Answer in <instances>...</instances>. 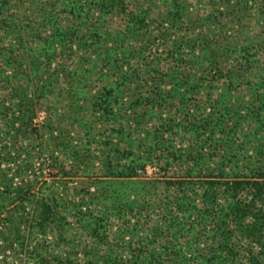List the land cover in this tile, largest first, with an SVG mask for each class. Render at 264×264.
<instances>
[{
  "label": "trees",
  "instance_id": "trees-1",
  "mask_svg": "<svg viewBox=\"0 0 264 264\" xmlns=\"http://www.w3.org/2000/svg\"><path fill=\"white\" fill-rule=\"evenodd\" d=\"M170 1L164 18L134 10L130 25L113 32L103 15L125 12L126 0H40L41 22L18 15L17 0H0L3 250H14L25 229L47 244L60 229L53 244L62 249L50 244L51 251L39 253L38 244H46L37 239L35 264H264V67H253L255 44L231 49L203 33L221 25L230 1L247 10L251 0H209L217 11L195 20L203 31L183 37L193 1ZM251 3L264 15V0ZM95 8L98 17L89 13ZM144 28L145 73L133 63L141 50L124 43ZM172 37L174 46L159 53L155 46ZM89 42L101 60L66 73L51 70L67 48ZM233 52L235 62L225 64ZM98 65L96 80L115 81L82 96ZM62 82L86 142L60 141V131L52 149H43L42 128L56 131L36 118ZM96 142L103 148L93 151ZM68 149L71 158L59 165L62 179L69 177L63 180L69 198L59 187L46 194L43 174L49 166L59 173L57 152ZM90 152L101 165L83 195H70L67 182ZM149 167L157 169L153 175Z\"/></svg>",
  "mask_w": 264,
  "mask_h": 264
},
{
  "label": "rangeland",
  "instance_id": "rangeland-1",
  "mask_svg": "<svg viewBox=\"0 0 264 264\" xmlns=\"http://www.w3.org/2000/svg\"><path fill=\"white\" fill-rule=\"evenodd\" d=\"M191 1H193V3L191 4L192 7L191 6L189 7L190 10L187 11V15H188V19H191V21L193 22L189 20L187 23L185 22L186 24L183 25L181 32H179L181 37H183L186 34L191 35V34H196V33L203 31L200 26L199 27L195 26V20H198L200 17H206V16H203V14L207 12L212 13L213 11L216 10L215 7L213 6V2H210L209 0H191ZM79 2L86 3V0H79ZM234 2L235 1H230L229 4L223 7L224 9H226V11H225V16L221 19V23H220L221 25L220 26L218 25V27H216L215 29H214L215 26H212L213 27L212 30H209V28H206V30H204L203 33L210 35V37L214 36L213 38L215 40L223 42L224 45L229 46V48L231 49L235 47L244 46L245 43L255 44L256 45L255 51H259V53L255 54L254 59H256L257 62L253 63V67L256 66L257 63L258 64L261 63V65H263L262 67H264V15L259 14L258 6H253V7L251 6L252 0L248 1V3L250 4H248L247 10H242L240 6H234L236 5L234 4ZM17 3L18 5L15 6L14 11H17L18 15H20L21 17H26V19H29V20L34 19V21H37V22L42 21L43 13H41L42 11L40 10V8L42 7L40 0H17ZM126 3H128L129 7L127 8L125 12L115 11L113 13H106L103 15L104 18L102 19L106 20L107 25H108L107 28L110 30L112 28L113 32L114 30L120 32L122 29L125 28L126 25H130V22H129L131 21L130 13L134 10L135 11H138L141 9L145 10L146 8L149 11L151 10V14L153 17L161 19L162 17L163 18L165 17L164 14H166L165 13L166 9L173 7V4L170 0L168 1L167 0H126ZM85 10L88 13V7H86ZM89 13L95 15L96 17L99 16V10H97L96 8L90 10ZM229 13H231V16H229ZM94 22L96 23V25H99L97 21H94ZM165 27H167V25H165ZM194 29H196V32L193 33ZM144 34H145V28L142 30L138 38L129 39L126 41L124 40L125 47H127V49L128 47L130 49L131 45H135L138 51L141 50V54L137 55L138 61H136L137 60L136 58L135 61H133V63L136 64L138 67H144L143 73H145V35ZM125 37L126 36H124L123 38L125 39ZM119 38L120 37L116 38V40L118 39V42H117L118 45H120L122 41V39L120 38L121 40H119ZM172 40H174L173 37L170 38V40H168V44H161L155 47H159L160 48L159 53H164L165 55L166 51H168V48L174 46V42ZM110 43L108 45H112V44L114 45V42H110ZM0 46H1V43H0ZM235 56H237L235 52L231 53L229 55L230 58L228 59V62L226 61L225 64H228L229 62L234 61ZM101 57L102 56H100V49H98L97 45L96 46L90 45V42L86 45L81 44L78 47L74 46V49L67 48L63 56L57 57V59H55L52 62L53 68L51 70H53L54 68L60 67L59 71L66 73L67 71L74 70L80 67L90 68L92 64H89V61L90 60L97 61L98 59L101 60ZM140 58L141 59L144 58L142 64H141ZM104 72H106V70H104ZM256 72L259 73L260 72L259 69ZM92 73L93 74H91V72L89 73L91 75L89 77H92V78L91 80H88L89 85L83 89L84 92L81 93L82 96H85V94H88L87 96H91V94L95 93L99 87L103 86L104 83L112 82V81H115L116 79L115 76L114 77L110 76V77H104V80H101V81L96 80L98 79L97 77L99 75L101 76L99 65L95 68L94 72ZM80 75L82 76L84 75V73L81 72ZM63 86L65 87L64 82H62V84H59L58 88L54 86L51 88L52 92L51 94L49 93V96H48L49 100L44 98L46 102H42L43 103L42 109L40 108L41 110H39L38 116L36 118V121L40 122V125H42L43 127L46 126L45 124L50 123L51 124L50 126H52L50 127V130L51 128H53L54 131H56L52 135V131H49L47 127L42 128L43 132L48 134L47 138L45 139L46 140L45 144L43 143V146H44L43 149L45 148L50 149V150L52 149L50 147V145L52 144L51 137L58 136L60 131H63V136H60V135H59L60 137L58 136L61 139L60 141L66 142L68 138L71 137L70 139L73 141L75 145L76 144L81 145V143L83 145V143L85 144L86 142L85 137H84L85 132L83 131V129H81V127L78 126L76 122L72 121L73 114L71 113V109H69V106H70L69 101H71V98L69 99L68 94H66L65 96L64 94L65 88ZM73 112L76 113V111H73ZM76 114H79V113H76ZM112 127L114 128V126ZM102 136L103 135H101V137ZM77 140L79 142H76ZM31 141L34 142L33 139ZM59 147L60 149L64 148L62 145H60ZM98 148L100 150L101 148H103V146L101 144L99 146V143L97 142L92 144L93 151L97 150ZM99 150H98V153H99ZM58 151L59 152L57 153L59 154H57V156H59L60 162L58 161L56 162L58 164L60 172L58 173V170L54 169L53 166H49L46 169L47 175L43 174L44 175L43 177L44 179H47L49 184H47L46 186L48 187V190L45 193L46 194L53 193L54 191L57 190L55 188L59 187L57 191L64 192V195H65L64 197L69 198V195L68 196L66 195L67 194L66 187H63L64 185L63 180L66 179L67 177L62 179L63 177H65L62 173L64 168L61 167L60 165H65L66 162L69 161V159L71 158L70 154L72 153V151L70 149L66 151H60V150ZM44 154L42 156H44ZM90 160L91 162L88 168L87 167L88 161ZM100 165L101 163L99 162V160H97L96 158L94 159L90 152V158L88 157L85 168L84 169L82 168L81 170L76 169L75 171L77 172V174L76 176H74V178H72L71 182H67L68 184L65 182V185L67 184V186H69L70 188L69 194L70 193H71L70 195H72V193L78 194L80 192L83 195L84 194L83 190L88 185H90V182L93 180V177L95 175V171H97L96 169L97 167H100ZM3 166L6 167V163H3ZM38 166H39V163H38ZM155 170H157L155 167H149L148 174L153 175ZM1 174H2V169H1ZM1 174H0V177H1ZM52 182H54L55 184L53 185ZM1 186H2V180H0V187ZM57 198H63V197H57ZM6 215H7L6 212H2L0 213V218L2 219ZM1 223L2 222H0V224ZM75 227H76V230H78L77 231L78 234H80L81 233L80 225H77ZM25 231H27V233L25 234L23 238H21L20 240H17L18 244L15 245V249L14 250L10 249L8 250V252L6 250H3V248H1V246L3 245L2 244L3 238H1L0 236V264H35L36 256L35 258L33 256L34 254L33 247H36L37 239L39 238H41L43 240L42 242H45L46 244V245H43L44 243H42V246L38 244L39 246L38 250L41 251L39 253L45 252L47 251V249L50 250L51 249L50 244L54 246V247L52 246L53 249L54 248L62 249L61 247H63V245H58V241L55 244H53V241L56 240L55 236L57 238V236L59 235L60 229L57 230L56 233L50 232L53 236L50 234V238L48 237V244L46 240L47 238L45 236H42L39 233L29 232L26 229ZM69 233H71V230L69 231ZM41 247L44 249V251H42Z\"/></svg>",
  "mask_w": 264,
  "mask_h": 264
}]
</instances>
